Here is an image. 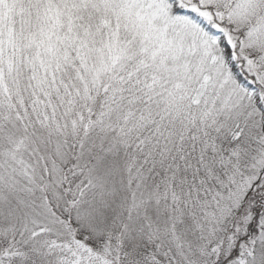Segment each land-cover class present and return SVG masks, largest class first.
I'll list each match as a JSON object with an SVG mask.
<instances>
[{
	"label": "snow or ice",
	"instance_id": "6c2138e0",
	"mask_svg": "<svg viewBox=\"0 0 264 264\" xmlns=\"http://www.w3.org/2000/svg\"><path fill=\"white\" fill-rule=\"evenodd\" d=\"M0 264H264V0H0Z\"/></svg>",
	"mask_w": 264,
	"mask_h": 264
}]
</instances>
